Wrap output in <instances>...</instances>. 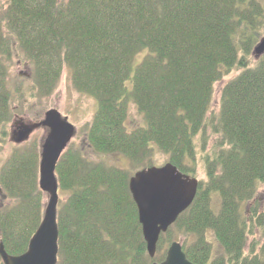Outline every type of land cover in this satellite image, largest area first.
Segmentation results:
<instances>
[{"label":"trees","instance_id":"trees-1","mask_svg":"<svg viewBox=\"0 0 264 264\" xmlns=\"http://www.w3.org/2000/svg\"><path fill=\"white\" fill-rule=\"evenodd\" d=\"M262 31L260 0H0V151L17 113L13 99H27L21 84L8 88L14 56L28 64V79L18 81L30 85L29 97L52 95L66 69L72 88L97 101L78 145L55 168L64 196L57 264L159 263L179 241L193 264H264V203L256 198L264 189V55L249 61ZM234 68L241 72L209 116L214 85ZM129 95L146 128L127 132ZM207 129L217 138L209 150ZM151 145L192 178L202 153L206 178L160 235L153 259L128 188L136 171L151 167ZM95 156L120 157L127 169ZM38 163L33 141L14 145L0 168V242L11 256L27 250L42 220ZM257 231L262 241L248 246Z\"/></svg>","mask_w":264,"mask_h":264},{"label":"water","instance_id":"water-1","mask_svg":"<svg viewBox=\"0 0 264 264\" xmlns=\"http://www.w3.org/2000/svg\"><path fill=\"white\" fill-rule=\"evenodd\" d=\"M252 54L255 59L264 55V37L255 45ZM38 129L46 130L40 145L38 163V187L46 197L42 220L23 254L8 255L0 242L2 264H57L59 194L55 168L75 137L76 129L57 110L50 109L39 122L15 121L11 127L10 141L15 145H22ZM198 183L197 179L179 172L170 163H165L159 168L138 170L130 177L129 192L137 207L138 221L151 259L155 257L160 235L165 234L192 204ZM152 264L193 263L187 260L181 244L172 242L165 259Z\"/></svg>","mask_w":264,"mask_h":264},{"label":"rangeland","instance_id":"rangeland-1","mask_svg":"<svg viewBox=\"0 0 264 264\" xmlns=\"http://www.w3.org/2000/svg\"><path fill=\"white\" fill-rule=\"evenodd\" d=\"M260 2L264 5V0H260ZM262 37L264 36V31H262ZM147 54V51H143L142 53L138 54L134 61H133V68H135L142 60L144 55ZM257 59L254 58L253 54L250 56V66H254ZM240 69L234 68L230 72H228L226 75L223 76V78L218 81L213 88V97L211 102V107L209 110L208 115L209 116H217L219 112V102H220V92L222 87L231 79L235 78L239 73ZM30 73L28 64L25 63L20 57L14 56L12 61L9 63L8 68V88L13 91L15 88V85L21 84L20 86L22 91H25L24 98H27L23 101L17 100V98L13 99L12 107L13 109H17V113H15L12 122L10 125H13V123L17 120H22L25 123H34L38 122L39 118L40 120L43 118V115L46 111L50 109L57 110L60 115L67 119V121L72 124L76 129V135L75 138L71 141L74 142L75 145H78L80 139L81 133H84V128L88 122L91 121L93 116L95 115L97 111V101L91 97H87L84 95H81L77 93L71 86L69 73L66 69H63L61 73V77L59 79L58 85L52 95H50L47 98H43L41 100L33 99L30 96L32 92V89H30V85H26L24 82L21 83L18 81L19 78H26ZM128 89H130V83H127ZM29 90V91H28ZM28 92V93H26ZM14 95V92H13ZM127 101H129V109H128V116L125 122V128L127 132H132L135 129L138 128H146V122L141 114L138 113L136 106L132 102V97L129 95L127 97ZM207 134L209 136V140L207 143V150L210 149L211 146H213L216 142V136H213L210 134V131L207 129ZM46 135L45 129H39L33 132V134L30 136L28 142L30 143L35 141L38 146L40 147L41 142L43 141L44 137ZM25 144V143H24ZM15 144L10 141V137L6 141L5 145L2 146V149L0 151V168L3 165L4 161L8 157L10 151L12 150L13 146ZM23 145V144H22ZM20 146V145H18ZM153 149V161L151 167L159 168L163 166L166 163L167 156L163 153H161L155 145H151ZM198 149V148H197ZM200 149H198V152ZM201 154H197L198 164H197V173L195 175V179L200 181H205V174L202 166L201 161ZM95 159H98V161L105 162L108 165L116 166L118 168L127 169L125 166V161L120 157H113V156H107V157H99L95 156L92 157ZM133 172V171H132ZM212 210L214 213L218 212L219 208V198L217 194H212ZM257 200L260 203H264V189L259 187L257 190ZM64 200V196L59 194V202H62ZM253 240H259L262 241V237L260 232H256V234L253 237H250L248 240V246L250 245V242ZM209 241L211 242L213 246V253L219 254L221 252L220 248L217 245V242L214 240V238L209 237ZM180 242V241H179ZM248 250V247L246 248V251Z\"/></svg>","mask_w":264,"mask_h":264}]
</instances>
